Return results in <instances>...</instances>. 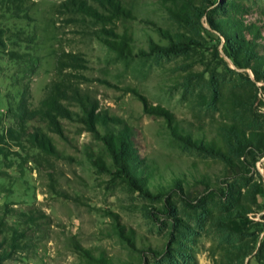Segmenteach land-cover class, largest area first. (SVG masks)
Listing matches in <instances>:
<instances>
[{
  "label": "rangeland",
  "instance_id": "rangeland-1",
  "mask_svg": "<svg viewBox=\"0 0 264 264\" xmlns=\"http://www.w3.org/2000/svg\"><path fill=\"white\" fill-rule=\"evenodd\" d=\"M69 1H0V264H264V84L211 25L235 15L264 45V0H119L127 22ZM124 27L127 57L106 42ZM64 80L86 106L62 94L41 117ZM90 107L133 133L145 192L83 121Z\"/></svg>",
  "mask_w": 264,
  "mask_h": 264
},
{
  "label": "trees",
  "instance_id": "trees-1",
  "mask_svg": "<svg viewBox=\"0 0 264 264\" xmlns=\"http://www.w3.org/2000/svg\"><path fill=\"white\" fill-rule=\"evenodd\" d=\"M0 1L10 11L14 12H21L25 8L26 4V0ZM167 1L174 2L175 0ZM71 6L78 9L79 12L92 13L97 17L106 15V18L110 21L119 20L127 22L131 18L130 11L123 7L119 0H101L100 8L103 9L102 11L90 6L82 7V4L77 2V0H71L63 4L64 8H71ZM211 25L213 30L224 39L226 44V55L233 60L234 64L240 69L252 71L255 75L256 81L264 84V45L259 43V40L263 38L261 31L258 28H255L254 25L246 24L241 18H237L235 15H227L224 19L217 22L211 21ZM115 36L117 37L116 40H106L110 49L122 57L132 55L134 53L132 46L133 36L129 27H124L123 33H116ZM177 46L180 47L179 44H177ZM155 47L160 48L158 45ZM66 62L73 65L76 62L75 56L66 54L64 57H60L58 62L59 72H62L63 67L68 66L66 65ZM66 84L67 82L64 80L59 83H54L48 87V93L42 102V106L37 110V113L41 117L50 118L56 112H59L56 103L59 102L58 98L62 96V94H69L67 98H64L65 100L73 98L78 100L81 106H86V101L84 99L81 101L80 96L78 97V94L75 93L74 89H71V92L68 91L69 84ZM90 108L93 111H84L83 121L90 126V129L93 131H95V124L100 127V130L102 129V131H100L101 135L96 132V136H98L99 140H101L104 144L114 167H116L121 177L130 179L132 183L136 184V186L143 191V179H138L133 169L138 165L137 158H135L136 156L134 153V144L132 140L133 133L122 121L113 119V122H110V120L106 117L95 115L94 108ZM155 112L158 114H167L161 108L155 109ZM29 113L31 115L33 114L32 111L27 109L26 105H22L20 108L19 118L24 120L26 114ZM173 122L174 121L171 119L168 121L170 125H172ZM173 130L175 132L178 131L177 127H174ZM37 138L38 135H35L34 141H36L39 147L43 148V144L39 145ZM185 140L187 142H192V136L187 135ZM196 142L201 143L208 149H221V145L207 142L205 139H197ZM1 223L2 221H0V224ZM0 231H3L1 225ZM128 236L130 235L128 234ZM100 261L102 264H107L108 262L105 258H100Z\"/></svg>",
  "mask_w": 264,
  "mask_h": 264
}]
</instances>
